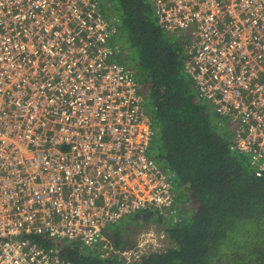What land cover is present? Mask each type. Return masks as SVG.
<instances>
[{
	"label": "built area",
	"instance_id": "1",
	"mask_svg": "<svg viewBox=\"0 0 264 264\" xmlns=\"http://www.w3.org/2000/svg\"><path fill=\"white\" fill-rule=\"evenodd\" d=\"M153 1L187 39L184 70L229 118L232 148L262 170L264 0ZM114 30L98 0H0V264H77L32 236L107 247L122 217L175 202L142 86L112 60ZM150 237L127 264L157 248Z\"/></svg>",
	"mask_w": 264,
	"mask_h": 264
},
{
	"label": "trees",
	"instance_id": "2",
	"mask_svg": "<svg viewBox=\"0 0 264 264\" xmlns=\"http://www.w3.org/2000/svg\"><path fill=\"white\" fill-rule=\"evenodd\" d=\"M98 2L115 29L112 60L132 69L142 86L153 125L149 153L172 175L175 194L171 207L130 214L143 225L164 224L169 237L163 250L149 249L133 264H264V168L232 148L229 118L210 108L185 72L187 39L160 26L153 0ZM117 223L107 247L32 238L77 264H124L122 252L137 245L131 227L140 225L113 229Z\"/></svg>",
	"mask_w": 264,
	"mask_h": 264
},
{
	"label": "rangeland",
	"instance_id": "3",
	"mask_svg": "<svg viewBox=\"0 0 264 264\" xmlns=\"http://www.w3.org/2000/svg\"><path fill=\"white\" fill-rule=\"evenodd\" d=\"M169 33V32H168ZM167 33V34H168ZM169 35V34H168ZM210 106V108L213 110L214 109V106L213 104L209 103L208 104ZM152 211V210H150ZM141 215V214H140ZM148 223V224H144L143 225V221L138 218L137 216H133V215H126L124 217H122L120 219V223H117L113 226V229L114 228H124V227H127V226H131V225H140V227H131L133 233H131L129 235V239L130 241H132V243H137L139 242L142 234H147L148 232H154L155 233V237H150L152 239L153 242H157V248L155 249H152V250H156V251H160V250H163L165 247V245H169V237L167 235V233L164 232V224H159V226L157 225V223ZM54 242V241H52ZM151 242V241H150ZM78 242H68V245H72V244H77ZM80 244V243H78ZM164 247V248H163ZM135 247L131 248L130 246H128L125 251H130L132 249H134ZM85 255L86 254H89L88 252H84ZM90 255H92L90 253ZM133 263H136V261H132L130 264H133ZM124 264H127L126 262Z\"/></svg>",
	"mask_w": 264,
	"mask_h": 264
}]
</instances>
